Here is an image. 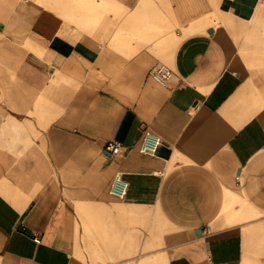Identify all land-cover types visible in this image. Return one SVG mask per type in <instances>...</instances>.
Returning <instances> with one entry per match:
<instances>
[{"label": "crops", "instance_id": "obj_1", "mask_svg": "<svg viewBox=\"0 0 264 264\" xmlns=\"http://www.w3.org/2000/svg\"><path fill=\"white\" fill-rule=\"evenodd\" d=\"M112 263L264 264V0H0V264Z\"/></svg>", "mask_w": 264, "mask_h": 264}, {"label": "built area", "instance_id": "obj_2", "mask_svg": "<svg viewBox=\"0 0 264 264\" xmlns=\"http://www.w3.org/2000/svg\"><path fill=\"white\" fill-rule=\"evenodd\" d=\"M151 76L159 82H167L174 76V71L164 63H156L150 70ZM162 144V138L151 130L145 129L140 144V151L144 154H155ZM106 148L112 153H121V143L112 141ZM128 189V182L122 177L121 173H116L110 185V192L119 197H125ZM35 240L39 241V237L35 236ZM117 264V263H112Z\"/></svg>", "mask_w": 264, "mask_h": 264}]
</instances>
